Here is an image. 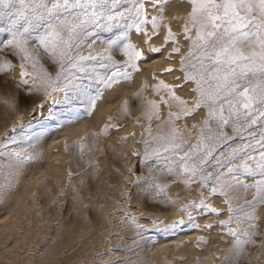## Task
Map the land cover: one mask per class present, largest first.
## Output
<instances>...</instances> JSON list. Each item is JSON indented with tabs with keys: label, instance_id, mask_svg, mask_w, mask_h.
I'll return each instance as SVG.
<instances>
[{
	"label": "snow or ice",
	"instance_id": "1",
	"mask_svg": "<svg viewBox=\"0 0 264 264\" xmlns=\"http://www.w3.org/2000/svg\"><path fill=\"white\" fill-rule=\"evenodd\" d=\"M182 2L189 5L179 34L187 51H183L179 36L167 28L164 43H171V50L165 59L175 55L179 59L178 67L163 70L181 75L175 78L178 83L158 80L152 85L154 93L166 95L159 101H147L144 133L138 141L144 149L131 153L139 168L148 167L149 175H137L131 183L136 187L146 183L144 193L154 202L163 203H175L163 199L169 185L156 182L151 173L173 176L171 183H181L185 189L198 185L199 200L189 201L179 209L187 219L182 216L163 227V221L154 220L156 231L171 235L189 228L211 234L218 225V235L231 239L230 255L225 256V261L244 264L249 246L258 248L251 259L259 261L264 256V239L260 238L264 214H258L264 209V0ZM169 3L170 0H0V35L4 37L0 40V76L6 77L5 83H14L24 98L42 93L44 100H33L34 108L59 128L81 111L91 114L105 92L116 91L132 81L133 74L142 71L141 64L162 52V46L151 41L158 36ZM133 33L139 42H133ZM97 42L104 45L100 52H94ZM17 67L19 76L9 75ZM185 87L190 99L177 95V90ZM49 97L48 114L43 116ZM171 102L180 105L177 111L172 110ZM161 105L168 109L163 120ZM201 109L203 118L193 123L185 136L175 121L194 117ZM124 110L128 114L127 101ZM153 120L160 121L155 133L151 128ZM18 127L25 142L38 139L31 120ZM109 128L118 126L105 124L101 134ZM192 130L196 132L194 137ZM16 131L14 127L12 132ZM18 142L17 135L0 141V149H9L0 151V157L11 161L0 164V194H7L19 169L34 159L26 151L9 148ZM79 147L83 150L84 145ZM130 174L136 175L132 170ZM239 190L251 192L252 197L234 206L232 193ZM216 198H222L226 208L214 205L212 200ZM224 210L227 218L220 219ZM208 216L212 218L205 223H196L198 217ZM127 218L137 229H144L135 217ZM196 242L207 243V238L197 236Z\"/></svg>",
	"mask_w": 264,
	"mask_h": 264
},
{
	"label": "rangeland",
	"instance_id": "2",
	"mask_svg": "<svg viewBox=\"0 0 264 264\" xmlns=\"http://www.w3.org/2000/svg\"><path fill=\"white\" fill-rule=\"evenodd\" d=\"M177 1L182 2V0ZM188 8L184 12L180 33L182 32V27L185 23V17ZM164 20L165 16L160 22V25L164 24ZM176 22L177 21L173 20V24L178 23ZM161 30L162 29L159 26L158 35L160 37L162 35ZM3 38L4 37L0 35V40H2ZM179 39L180 41H183L182 35H179ZM133 42L136 41L133 39ZM153 44L158 47L162 46V52L160 54H156L154 56V59H158L160 57L165 58L167 52L171 50V43L165 44L163 41L162 43L157 44L153 41ZM182 44L184 45L183 51H187L186 42ZM103 47L104 45L97 42L94 52H100ZM86 53L87 49L85 50V54ZM173 58V62L175 65L173 64V62L172 64L174 66L172 64L166 65L161 70L162 72H164L163 70L168 67H178V55H175ZM149 61L145 62L146 64H141V66L145 67L146 65H148ZM14 62L17 64L19 63V61ZM29 71H31V69H29ZM176 73V76L174 75L175 78L181 75V73L179 72ZM135 74L136 73H134L133 75ZM9 75L18 77L19 68L17 67L16 69H14L11 73H9ZM153 76L155 77V79H152L148 82L143 76L138 84L124 89V92H122V94L120 93L121 95L119 94L117 99L118 101H116L112 109L109 110L107 117L97 126L88 124L81 133L71 137H63V135L62 137L58 136L61 135L59 131L50 132V134L47 135V144H50L51 142L55 143L57 140L61 139V143H63L64 146H66L67 150L70 152V155L72 156H70V158L73 159L70 160L67 167L69 176H67V180L64 182V184L60 186L55 184L56 182L53 175L47 174L42 184L44 182L46 183L42 185L41 182H37V179L32 191L25 196L23 205L26 204L24 206L29 209L30 226L34 225L36 218L40 220V225L42 224V226H39L35 231V237L32 242L33 246H31L32 248L25 252V254H23L22 256L23 259L20 258V261L16 262L15 264H29L30 262V264H148L152 250L154 251V249L160 247L159 245H165L170 242H173V244H178L184 240H192V242L197 246L205 244L204 243L198 245L196 242V237H206V230H204L205 232H203L199 230L195 231L190 230L189 228H184L182 231H179L175 234L166 235L156 231L152 224V221L154 220L163 221V225H160L161 227H163L164 225H167L182 216L187 219L185 214L179 211V209L182 205L188 203L189 201L199 200L200 193L196 191L198 185L193 184L185 189L184 185L181 183H171V181L175 179V177L173 176H169L164 173H151V175L155 176L156 182L169 185L166 189V197H164L163 199H170L172 201H175V203H163L159 201L154 202L149 196L144 193L143 189L148 187L146 183L141 184L140 187H136L131 183L136 179L137 175H149L148 167L139 168L137 158L131 155V153L133 152H142L144 149V146L138 141H140L141 139V134L144 133L145 117L143 113L146 110L147 101H159L160 96L166 95L164 92H160L158 94L153 92L152 85L156 84L158 80H163V75L155 73V75ZM5 79V76H0V141H4L8 136L17 135L19 142L17 144L9 145V148L15 149L17 151H26L27 153L32 155L34 159H36L39 155L37 154V147L39 144L38 141L41 139V132H45L46 129L54 127L47 120L43 119L40 116L39 110L35 109L32 103L33 100H35L37 103L43 101V94L37 93L29 98H24L21 96V93L16 88L15 84L11 81L5 83ZM145 82L147 83V87H149L151 92L155 95L154 97H149L147 94H145V88H143L146 87L144 86L146 85ZM176 82L178 83V81ZM142 91L143 94L141 93ZM136 92H139L140 95L133 97L131 94ZM52 95L55 96L56 93H53ZM179 96L186 99L182 95ZM18 97L19 102L17 103L16 101ZM50 100L51 97H49L48 101L45 102L43 116H47L48 114L47 107ZM125 101L128 102V114H125L124 110ZM171 103L173 105L172 110L177 111L180 105L177 102ZM167 111L168 109L161 105V120H163L167 115ZM92 115L97 117L98 114L96 108L92 110L91 114H88L85 111H81L78 117H74L73 119L68 121L78 123L84 117L86 118V116ZM203 115L204 111L201 109L195 114L194 117H190L191 120L188 122L186 120L187 117L183 120L175 121V126L183 128L184 135L187 136L189 130L191 129V125L193 123H198L199 120L203 118ZM8 120L9 124L7 122ZM30 120L32 121L33 128L36 129V131L39 133V136L38 139H33L31 143H28L20 138L22 130L18 126L28 125ZM132 120L136 121L135 126L131 129V131H125V125H127ZM13 122H15L14 127L17 128L16 133L12 132V129L14 128ZM159 123L160 121L156 120H153L151 122V128L154 133L157 131V125ZM105 124L117 125L118 128H109L106 134H101L100 130ZM111 129H119L120 132L118 131V133L114 136H110L109 133L111 132ZM131 133H134L135 135H130ZM195 134V130H192L193 137L195 136ZM122 137H127V139H122ZM125 141L127 142V144ZM81 144L84 145L83 150H81L79 147ZM34 145L37 147H34ZM98 145L101 147L100 154H102V161L100 164H98V162L96 161L94 157L95 153L93 152L94 150L96 151V147ZM8 150V148L0 149V151ZM33 160L29 162H32ZM10 162L11 161L8 158L0 157V164H7ZM126 162L127 167L125 166ZM237 163H239V161H237ZM130 170L135 172L136 175L130 174ZM211 170V168L208 169V171ZM92 171L93 173L95 171V173L93 174ZM34 173L35 177L38 178V176H40L38 173L36 174V170L33 171V174ZM14 180L15 177L12 180V187L8 189V191H11L13 189L15 185ZM49 180H51V183ZM52 181L55 185H57L56 187L52 185ZM79 182L80 184H78ZM42 186L44 188L42 190L43 192H41L40 190L42 189ZM76 186H79V189ZM16 189H19V186ZM69 189L71 191H69ZM44 190H46L47 192H45ZM191 192L192 195H190ZM41 193L44 194L40 196ZM239 193L242 195L240 196ZM33 194L36 195L37 201L35 200L36 202H34V205H30V199ZM4 196V194H0V213L6 210L2 201ZM251 197V192H248L247 194L244 193L243 190L233 192V205L235 206L237 204H240L244 199H251ZM220 199L222 201V198ZM36 206H38V210L35 209ZM222 208H226V206L223 205ZM133 210H135V212L137 210L138 212L141 210V213L147 215L148 218L146 216L143 217L140 212L137 213L139 215L135 214ZM5 212L6 211H4L2 215L0 214V216L5 217ZM38 212L41 213L38 214ZM227 215V211L224 210L222 212V215L220 216V219H226ZM128 216L135 217L136 223L144 225V229H137L135 224L127 218ZM77 218H79V221H77ZM198 218L196 220V223H199ZM142 219H144L143 221L145 222L142 223ZM73 220H75L77 223H75ZM72 222L75 223L76 227L74 226L73 228V226H71L73 225ZM261 224L262 226H264V222ZM68 229H70V232H68ZM216 229L217 241L213 244H215L219 249V258L217 252V260L213 263L233 264V261L231 259H229L228 261H225L224 259L225 256L230 255L229 246L231 243V239L227 236L218 235V233L220 232L218 225L216 226ZM80 230H82L81 233ZM137 232H139L140 235H137ZM67 233L71 236V238L64 243L62 241V237H64V235H66ZM188 236H192L193 239H189ZM13 237L14 232L11 231L10 234L6 238H4L5 240H0V248H9V246L11 245L13 248H16L19 244H21V240H17V242L14 244ZM260 238L264 239V232H262ZM248 252L249 257L244 259V264H264V256H261V259L259 261L251 259V257L258 252L257 247L249 246ZM28 256L30 258H28ZM175 258V254L172 253L171 257H163L160 264H172ZM26 260H28V262ZM1 261L4 262L5 260ZM0 263L2 264V262ZM210 263L211 262L209 257H205L200 253H196L189 262V264Z\"/></svg>",
	"mask_w": 264,
	"mask_h": 264
},
{
	"label": "bare ground",
	"instance_id": "3",
	"mask_svg": "<svg viewBox=\"0 0 264 264\" xmlns=\"http://www.w3.org/2000/svg\"><path fill=\"white\" fill-rule=\"evenodd\" d=\"M188 7H189V5H187V4L183 3V2H179L177 0H171L170 3L168 5H166L165 11H164V16H165L164 24L160 25V28L162 29L161 30V34L162 35H161V37L159 35L157 37H155L154 40H153L154 43L159 44V43H162L164 41V36L166 34V31H167L168 27H170L173 30V32L176 33L179 36L180 29H181V26H182L181 23H182V20H183V17H184V12H185V10ZM173 20L177 21L178 23L176 22L177 24H173ZM158 37H160V38H158ZM132 38L136 42H139L136 39L134 33H133ZM153 41H151V42L153 43ZM180 42L184 43L183 41H180ZM167 47H168V45H167ZM168 50H169V48H168ZM154 56L149 58V60H151V61L148 60L149 61L148 65H146L145 67L141 66L142 71H140L139 73H136L135 75H133V80L132 81L127 82L122 88H118L116 91H107V92H105L103 98L100 101L97 102V106H96V110H97V114H98L97 117H95L94 115L86 116V118L84 117L78 123L66 121V122H63L62 125L59 128L53 127V128L46 129L45 132H41L42 133L40 135L41 139L38 141L39 144L37 143L38 147L34 145V147H37V152H38L37 154H39V155L32 162L26 163L27 164L26 168L21 167L19 169V173L15 176V180H14L15 181V185H14L13 189L11 191H8L7 194L4 196V198L2 200L4 208L6 209V210H4V211H6L4 213V215H6V216L5 217L0 216V240L6 238L10 234L11 231L14 232V237H13L14 244L17 242V240H21V244H19L16 248H13L11 244H10L11 246H9V248L8 247L7 248L6 247L5 248H0V262H2V264H15L16 262L20 261V258L23 259L22 258L23 254H25V252H27L30 248H32L31 246H33L32 242H33V239L35 237L36 229L39 226H42V224L40 225V220L38 218H36L34 225L30 226V220H29L30 219L29 218L30 217V212H29V209H27L26 206H24L26 204L23 205L25 196L32 191V189H33V187H34V185L36 183V180L38 179L37 182L38 183L41 182V184H42V182L45 179V177L47 176V174L48 175H53L54 180L56 182L55 184L61 186L67 180V176H69L68 175L69 171L67 170V167H68V164H69L70 160L73 159V158L72 159L70 158V156H71L70 152L67 150L66 146H64V144L61 143L62 142L61 139L57 140L55 143L51 142L50 144H47L46 143L47 135L50 134V132L59 131V133H61V135H58V136L62 137V135H63V137L64 136L71 137V136H74L76 134L81 133L86 128V126L88 124H92L93 126H97L98 124H100L107 117V114H108L109 110L112 109V107L114 106V103L116 101H118L117 99H118L119 94L120 93L122 94V92H124V89L130 88L131 86H135L136 84H138V82H140V80H141V78L143 76L146 78V80L148 82V81L154 79L153 75H155V73L160 74V75L162 74L163 75L162 76L163 80H165V82H167V83H170V82L171 83H177L176 79L174 77L176 72L167 73V72H162L161 71L166 65H169V64L171 65L172 62L174 61V58L173 59H165V58L160 57L158 59H154ZM144 64H146V63H144ZM173 64H174V62H173ZM176 75H177V73H176ZM145 84L146 85H144V86H146V87H143V88H145V94H147L149 97H154L155 95L151 92L149 87H147V83L146 82H145ZM149 84H150V82H149ZM142 90H144V89H142ZM141 93L143 94V91ZM177 93L179 95L184 96L186 99H190V92H189L188 87H185L182 90H177ZM140 120H141V118H140ZM186 120L188 122L191 119H190V117L189 118L187 117ZM7 122L9 124V120ZM14 123L15 122H13V127H14ZM135 123H136L135 120L130 121L127 125H125L124 130L125 131H129V130L131 131V129L135 126ZM112 129H111V132L109 133L110 136H114L119 131V129H116V130H112ZM55 137H56V135H55ZM126 144H127V142H126ZM128 145H129V143H128ZM122 146H124V145H122ZM93 152L95 153L94 157H95L96 161L98 162V164H100L101 161H102V154H100L101 153V147L98 145L96 147V151L94 150ZM114 157H115V155H114ZM115 159H116V157H115ZM110 161H112V160H110ZM126 164H127V162L125 163V166H126ZM109 168H110V164H109ZM34 170H36V174L38 173L40 175V176H38V178L34 176L35 175V173L33 174ZM92 173H93V171H92ZM94 173H95V171H94ZM47 181H48V178H47ZM49 181L51 183V180H49ZM53 181H52V183H53ZM44 183H46V182H44ZM44 183L42 185H44ZM41 184H40V186H41ZM55 184L53 183L52 185H54L56 187L57 185H55ZM78 184H80V182ZM18 186H19V189H16ZM72 186H70V187H72ZM50 188H53V187H50ZM43 189L44 188L42 186V189H40L41 192H43L42 191ZM40 190H38V191H40ZM44 191L47 192L46 190H44ZM69 191H71V190L69 189ZM34 194L32 195V197L30 199V202H31L30 205H34L35 204L34 202L37 201V199H36L37 197ZM42 194H44V193H41L40 196H42ZM190 195H192V192L190 193ZM241 195L242 194H240V196ZM38 199H39V197H38ZM212 203L214 205L223 207V204H222V201H221L220 198L213 199ZM37 207L38 206H36V208H35L36 210H38ZM0 211H1V209H0ZM133 211L135 212V210H133ZM139 212L141 213V210ZM139 212L137 210L135 212V214H137ZM2 213H0V214L2 215ZM39 213H41V212H38V214ZM258 214H264V209L258 210ZM137 215H139V214H137ZM142 215H143V217H145V216L147 217V215H144V214H142ZM211 218H212L211 216H208V217H204L203 219L198 218V220H199L200 224H203V223H205L207 220H209ZM143 220L144 219L141 220L142 223L145 222ZM73 221L75 223H77L75 220H73ZM77 221H79V218H77ZM33 222H34V220H33ZM74 222H72L73 225H71V226H73V228L75 226ZM263 222H264V220H261V223H263ZM70 229H68L69 230L68 232H70ZM216 230L217 229L214 228L211 231V234H209V232L206 230L205 234L207 235L206 236L207 243H205L204 245H201V246L195 245L192 242V240H184V241H181L178 244H173V242L167 243L165 245H159L158 244L160 247L154 249V251L152 250V253L150 255V260H149L148 264H160V262H161L163 257L164 258L165 257H171L172 253H174L175 257H176L175 260H173L172 264H189L191 258H193L196 253L203 254L205 257L208 256L209 259H210V262L213 263V262H215L217 260V252L219 250L218 247L215 244H213L214 242L217 241V239H216ZM81 232H82V230H80V233ZM203 232H205V231H203ZM192 236H188V238L189 239H193L194 236L193 237ZM57 238H58V236H57ZM70 238H71V236L68 235V233H67L66 235H64V237H62V241L65 243ZM64 243H62V244H64ZM68 243H69V241H68ZM62 246H64V245H62ZM47 247H49V246H47ZM28 258H30V257L28 256ZM218 258H219V252H218ZM1 260H5V261L3 262ZM205 260H206V258H205ZM26 261L28 262V260H26ZM205 262H208V261H205Z\"/></svg>",
	"mask_w": 264,
	"mask_h": 264
}]
</instances>
